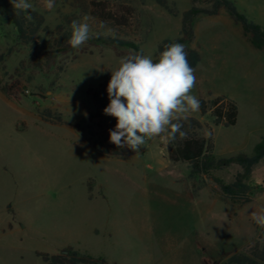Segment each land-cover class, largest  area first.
Listing matches in <instances>:
<instances>
[{
	"label": "rangeland",
	"instance_id": "1",
	"mask_svg": "<svg viewBox=\"0 0 264 264\" xmlns=\"http://www.w3.org/2000/svg\"><path fill=\"white\" fill-rule=\"evenodd\" d=\"M166 1L176 15L154 0H55L51 10L43 0H28L50 30L62 24L71 32L73 20L88 17L89 35L132 42L153 60L164 40L178 37L181 14L191 6V0ZM229 1L264 27V0ZM92 2H102L116 20L99 18ZM190 47L201 57L192 95H225L238 108L235 125L212 128L214 157L251 155L264 136V48H253L224 10L195 19ZM66 49L33 52L0 15V264H45L37 253L66 248L107 264H202V250L215 260L253 245L264 228L252 218L264 209V159L247 175L235 163L210 172L224 183L242 174L250 186L243 202L223 199L209 178L188 180L186 163L167 159L163 137L147 140L128 160L98 156L86 144L93 110L86 90L110 80L120 58L138 52ZM15 80L24 88L13 98L3 87ZM46 111L61 123L43 121ZM190 116L211 120L199 110Z\"/></svg>",
	"mask_w": 264,
	"mask_h": 264
},
{
	"label": "trees",
	"instance_id": "2",
	"mask_svg": "<svg viewBox=\"0 0 264 264\" xmlns=\"http://www.w3.org/2000/svg\"><path fill=\"white\" fill-rule=\"evenodd\" d=\"M154 1L159 6L165 8L169 14H177L167 4L166 0ZM92 3L99 11L97 14L99 18H107L108 16V19L116 20L112 14L104 13L105 8L102 2ZM0 4L3 8L0 15L14 26L17 41L22 45L29 46L33 52L63 54L67 50L66 46H70L68 39L71 36V32L64 29L62 24H58L54 29L50 30L44 23L43 15L37 11L28 10V13L32 16V20L29 21L25 18L26 13L21 12L19 15L15 13L10 0H0ZM221 10L226 12L233 23L240 26L243 35L247 37L248 42L253 48L259 50L264 48V27L250 21L229 0H191V6L181 14V25L178 37L171 40H164L158 47L156 59L153 61L158 60L160 53L165 49L166 45L180 43L185 46L187 59L190 65L195 68L201 60L198 51L190 47L194 39L195 19L200 16H217ZM84 45L134 48L138 53H141L138 46L132 42L102 35H90V39ZM86 51V46L80 50L81 53H85ZM3 62L4 55L0 54V66L3 65ZM108 82L109 80H105L98 84L97 87H88L86 90L93 105V110L87 113L88 137L86 144L98 156L128 160L137 155L140 150L134 152L128 147L118 148L109 140V130L115 128L116 119L103 112V109L109 103L107 95ZM23 88V84L15 80L5 85L3 91L8 96L16 98L22 92ZM198 100L200 101V116L210 117V123L193 116H190L188 120L181 121L183 124L181 130L186 133V137H180L177 134L174 140L170 142L166 141L167 159L172 163H186L188 170L187 178L192 182L202 177L209 178L216 185L223 199L248 202L249 198L246 194L250 190V186L242 181V174H237L232 182L224 183L221 179L211 176L210 172L214 168L235 163L247 175L254 165L264 159V136L254 146L251 155L238 154L226 159H216L213 154L215 144L212 128L216 126L230 127L235 125L238 108L236 103L225 95L206 99L202 94H199ZM41 119L53 124L61 123L60 118L58 116H52L49 111L41 114ZM205 130L211 133L207 138L204 135ZM203 185H205L204 180L200 185L193 186L191 195L201 189ZM211 192H217V190L211 188ZM259 235V238L253 245L246 246L238 251L221 253L215 260L207 257L205 251L202 250V264H264V228H262ZM198 248H201V246L199 245ZM37 255L41 257L45 264H107L103 257H92L84 253H79L71 248H66L57 254L50 255L39 252Z\"/></svg>",
	"mask_w": 264,
	"mask_h": 264
},
{
	"label": "clouds",
	"instance_id": "3",
	"mask_svg": "<svg viewBox=\"0 0 264 264\" xmlns=\"http://www.w3.org/2000/svg\"><path fill=\"white\" fill-rule=\"evenodd\" d=\"M15 13L35 10L28 0H10ZM43 6L51 10L55 0H43ZM73 20L68 44L78 49L90 39V26ZM100 27H104L101 23ZM196 85L195 69L187 59L185 46L180 43L166 45L157 61L149 55L135 54L121 57L119 66L111 71L107 84L108 105L104 114L116 119L115 128L109 130V140L118 148L128 147L134 152L147 140L163 137L174 140L177 134L186 137L181 121L200 108V101L192 95ZM205 137L211 135L207 130ZM255 223L264 227V209L253 213Z\"/></svg>",
	"mask_w": 264,
	"mask_h": 264
},
{
	"label": "crops",
	"instance_id": "4",
	"mask_svg": "<svg viewBox=\"0 0 264 264\" xmlns=\"http://www.w3.org/2000/svg\"><path fill=\"white\" fill-rule=\"evenodd\" d=\"M218 16V15H217ZM257 144V143H256Z\"/></svg>",
	"mask_w": 264,
	"mask_h": 264
}]
</instances>
